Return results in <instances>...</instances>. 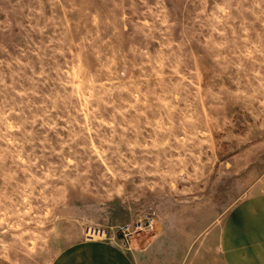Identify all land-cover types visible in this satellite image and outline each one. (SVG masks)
I'll return each mask as SVG.
<instances>
[{"label":"rangeland","instance_id":"374dc122","mask_svg":"<svg viewBox=\"0 0 264 264\" xmlns=\"http://www.w3.org/2000/svg\"><path fill=\"white\" fill-rule=\"evenodd\" d=\"M260 191L264 0H0L12 264H50L145 211L210 262L226 212Z\"/></svg>","mask_w":264,"mask_h":264},{"label":"crops","instance_id":"0c3cea01","mask_svg":"<svg viewBox=\"0 0 264 264\" xmlns=\"http://www.w3.org/2000/svg\"><path fill=\"white\" fill-rule=\"evenodd\" d=\"M110 229L112 234L117 230ZM151 233L132 237L129 245L134 251L108 241H78L62 249L50 264H199L198 244H183L176 226L155 223ZM217 251L216 259L212 255L210 262L201 264H264V191L246 195L226 212ZM0 264L12 262L0 254Z\"/></svg>","mask_w":264,"mask_h":264},{"label":"built area","instance_id":"2783aa9c","mask_svg":"<svg viewBox=\"0 0 264 264\" xmlns=\"http://www.w3.org/2000/svg\"><path fill=\"white\" fill-rule=\"evenodd\" d=\"M155 223L156 220L154 217V213L151 211H145L139 216L137 221L132 224H126L119 227L113 234L105 230L104 228L91 227L86 233V240L108 241L113 243H116V241H121L122 244L125 245L130 243L132 237L141 232H153Z\"/></svg>","mask_w":264,"mask_h":264}]
</instances>
